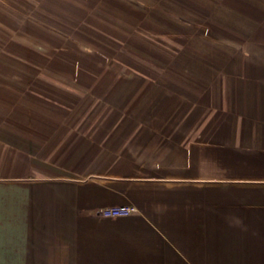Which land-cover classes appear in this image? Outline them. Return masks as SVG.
<instances>
[{"label":"crops","instance_id":"0c3cea01","mask_svg":"<svg viewBox=\"0 0 264 264\" xmlns=\"http://www.w3.org/2000/svg\"><path fill=\"white\" fill-rule=\"evenodd\" d=\"M0 264H264V0H0Z\"/></svg>","mask_w":264,"mask_h":264},{"label":"built area","instance_id":"2783aa9c","mask_svg":"<svg viewBox=\"0 0 264 264\" xmlns=\"http://www.w3.org/2000/svg\"><path fill=\"white\" fill-rule=\"evenodd\" d=\"M136 209L130 206H121V207H110L103 209L100 214L103 217L110 218V217H123L128 216L134 213Z\"/></svg>","mask_w":264,"mask_h":264}]
</instances>
